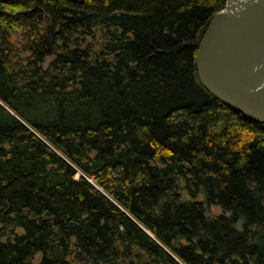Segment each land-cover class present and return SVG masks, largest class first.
Instances as JSON below:
<instances>
[{"label":"trees","instance_id":"1","mask_svg":"<svg viewBox=\"0 0 264 264\" xmlns=\"http://www.w3.org/2000/svg\"><path fill=\"white\" fill-rule=\"evenodd\" d=\"M225 7L0 0V264H264V124L197 72Z\"/></svg>","mask_w":264,"mask_h":264},{"label":"water","instance_id":"2","mask_svg":"<svg viewBox=\"0 0 264 264\" xmlns=\"http://www.w3.org/2000/svg\"><path fill=\"white\" fill-rule=\"evenodd\" d=\"M196 65L215 98L264 124V0H226L201 39Z\"/></svg>","mask_w":264,"mask_h":264},{"label":"rangeland","instance_id":"3","mask_svg":"<svg viewBox=\"0 0 264 264\" xmlns=\"http://www.w3.org/2000/svg\"><path fill=\"white\" fill-rule=\"evenodd\" d=\"M211 212L213 213V214H218V213H220V209L219 208H217V207H213L212 209H211ZM149 233V232H148ZM152 237H153V235L151 234V233H149Z\"/></svg>","mask_w":264,"mask_h":264}]
</instances>
